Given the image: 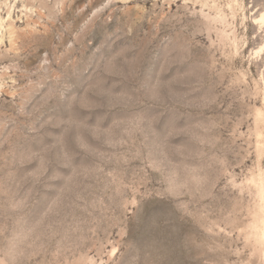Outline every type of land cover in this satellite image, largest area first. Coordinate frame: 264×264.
<instances>
[{
	"label": "rangeland",
	"instance_id": "rangeland-1",
	"mask_svg": "<svg viewBox=\"0 0 264 264\" xmlns=\"http://www.w3.org/2000/svg\"><path fill=\"white\" fill-rule=\"evenodd\" d=\"M4 1L0 264H264V0Z\"/></svg>",
	"mask_w": 264,
	"mask_h": 264
},
{
	"label": "bare ground",
	"instance_id": "bare-ground-1",
	"mask_svg": "<svg viewBox=\"0 0 264 264\" xmlns=\"http://www.w3.org/2000/svg\"><path fill=\"white\" fill-rule=\"evenodd\" d=\"M6 1H7V0H5L4 3H5V6H6V13H7V15H8L7 18L10 20V19H11V18H10V14H11L12 7H11L10 5L8 6V5L6 4ZM14 1H16V0H14ZM30 1H33V2H34V0H30ZM4 3H3V4H4ZM28 3H29V0H28ZM31 3H32V2H31ZM1 5H2V3H0V6H1ZM32 5H33V4H32ZM25 7H27V6H25ZM28 7H29V6H28ZM0 8H1V7H0ZM25 9H26V8H25ZM26 17H27V16H26ZM257 20H258L259 23H264V14H261L260 17H259V19H257ZM0 24H2V23H1V18H0ZM26 25H27V24H26ZM0 28H1V27H0ZM10 33H11V31H9V34H10ZM262 189H263V188H262ZM262 191H263V190H262Z\"/></svg>",
	"mask_w": 264,
	"mask_h": 264
}]
</instances>
